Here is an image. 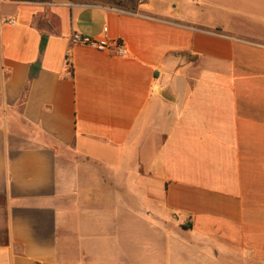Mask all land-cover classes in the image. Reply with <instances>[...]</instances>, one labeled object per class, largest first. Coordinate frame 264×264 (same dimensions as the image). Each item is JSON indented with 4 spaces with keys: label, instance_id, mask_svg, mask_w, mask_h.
<instances>
[{
    "label": "crops",
    "instance_id": "0c3cea01",
    "mask_svg": "<svg viewBox=\"0 0 264 264\" xmlns=\"http://www.w3.org/2000/svg\"><path fill=\"white\" fill-rule=\"evenodd\" d=\"M0 264H264V0L0 4Z\"/></svg>",
    "mask_w": 264,
    "mask_h": 264
},
{
    "label": "rangeland",
    "instance_id": "374dc122",
    "mask_svg": "<svg viewBox=\"0 0 264 264\" xmlns=\"http://www.w3.org/2000/svg\"><path fill=\"white\" fill-rule=\"evenodd\" d=\"M99 167H100V170L103 171L102 173H106V171L108 170V166L106 164H101V165H99ZM69 204H70L69 206H72L73 205V203H69ZM159 204L160 203L154 204L150 200L145 203L146 206L147 205H151L152 206L149 209V210H152V213L149 214V218H148V221H147L148 223L145 224V230H144V236L146 238V240H145L146 243H145V245H144V242H138V243H136L134 245V249H135L134 251L135 252H136V250L139 251L140 249H142L141 251L145 252L146 254H150V253L153 252V250H154L153 249V243L151 241L149 243L147 241V237L148 236H151V235H153V233H155L154 230L157 228V226H156V228L155 227L153 228V223L155 224L160 218L163 217V215L166 214L165 210L163 209V205H159ZM154 207H157L159 209L158 210L159 211V214H162V215H159V214L155 213V210H153ZM139 214L141 215L142 213H139ZM157 216H159V217H157ZM149 222L152 223V224H150ZM90 244H92V243H90ZM93 252H94V254L96 256V258H93V260L100 261V262H104V257H103L104 250H103V248L102 249H100V248H93ZM117 253L119 254V252H117ZM100 254H101V256H99ZM148 257H151V254L148 255Z\"/></svg>",
    "mask_w": 264,
    "mask_h": 264
},
{
    "label": "built area",
    "instance_id": "2783aa9c",
    "mask_svg": "<svg viewBox=\"0 0 264 264\" xmlns=\"http://www.w3.org/2000/svg\"><path fill=\"white\" fill-rule=\"evenodd\" d=\"M9 0H0V4L6 3ZM8 20V19H6ZM8 21L13 22V19H9ZM71 41L73 44H85L92 47H96L99 49H110L115 48V52L118 54H125L126 53V47L122 41L116 40L114 42H107V41H100L97 39H94L89 36L82 35L78 32H74L71 37Z\"/></svg>",
    "mask_w": 264,
    "mask_h": 264
},
{
    "label": "trees",
    "instance_id": "16d2710c",
    "mask_svg": "<svg viewBox=\"0 0 264 264\" xmlns=\"http://www.w3.org/2000/svg\"><path fill=\"white\" fill-rule=\"evenodd\" d=\"M47 39H48V35L46 33H43L42 34V37H41V40H40V52L42 53L46 47V44H47ZM41 68V59L39 58L36 62H34L32 65H31V69H30V78H33L35 77L39 70ZM71 70L73 72V67L71 65Z\"/></svg>",
    "mask_w": 264,
    "mask_h": 264
}]
</instances>
